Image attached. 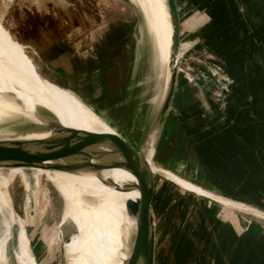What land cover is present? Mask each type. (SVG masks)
<instances>
[{
  "label": "rangeland",
  "instance_id": "rangeland-1",
  "mask_svg": "<svg viewBox=\"0 0 264 264\" xmlns=\"http://www.w3.org/2000/svg\"><path fill=\"white\" fill-rule=\"evenodd\" d=\"M256 2L247 0L249 5ZM159 3L160 8H165L162 0ZM0 22L36 65V69L27 68L28 75L73 93L102 122L110 123L129 145L139 148L154 120L149 115L141 117L142 111L145 106L153 107L152 111L158 107L153 92L156 87L161 90L158 68L151 70V83L147 66L141 101H135L139 90L114 98L113 107L133 100L114 119L107 120L90 104L92 97L80 88L81 82L89 81L92 66L103 62L100 55L104 49L106 63H118L123 76L130 63L140 69L146 59L154 56L150 30L133 2L0 0ZM221 28L217 25L209 33H219ZM180 42L184 45L178 50L173 93L150 166L155 187L152 212L156 264H201V245L211 250L214 242L217 245L228 237L230 224L240 220L253 225L251 232L260 227L264 234V196L258 197L262 192L257 189V184H264V86L253 85L247 79L245 74L251 71L242 69V53L238 55L230 49L226 52L231 42L225 46L222 40L220 48L208 49L200 43L192 44L184 34H180ZM261 72L260 77L264 69ZM66 73H73L76 81L66 82ZM140 77L137 71L132 81ZM126 80L124 76L117 87L123 88L131 79ZM255 81L260 82V78ZM91 83L95 86L97 82ZM114 111L106 114L110 117ZM18 151L23 153L16 146L4 152L3 163L10 175L4 177L5 186L21 219L11 227L5 222V210L0 211V264H75L80 245L75 224L69 219L63 221V199L45 181L41 168L35 171L27 161L20 165ZM203 191L216 196L208 197ZM31 221L38 223L34 232L42 243L40 257H34L31 249ZM238 228L241 234L243 230Z\"/></svg>",
  "mask_w": 264,
  "mask_h": 264
},
{
  "label": "bare ground",
  "instance_id": "bare-ground-1",
  "mask_svg": "<svg viewBox=\"0 0 264 264\" xmlns=\"http://www.w3.org/2000/svg\"><path fill=\"white\" fill-rule=\"evenodd\" d=\"M130 1L137 6L150 30V46L154 52V56L146 59L142 63L144 67L138 70L141 73V79L137 82L138 89L143 86L147 68L150 66L151 71L153 67H157L156 75L158 83L161 82V90L157 91L156 87L153 92L159 107L171 71L177 67L178 61V51L174 52L171 46L173 26L166 0H162L165 8L159 7L160 0ZM27 68L36 69V65L24 51V46L1 26L0 211L5 210V222L11 227L18 224L21 218L5 186L4 177L9 175L3 163L6 160L4 152L7 147L16 146L22 149L28 141L42 142L51 136L66 135L73 144L81 142L87 149L110 151L109 141L103 137L116 131L110 123L102 122L73 93L44 81L40 82L27 74ZM150 79L152 82L153 79ZM142 93L141 91L135 99L141 101ZM122 107L116 108L114 113ZM70 129L77 131L76 136ZM151 130L145 134L139 150L149 166L153 162L158 136L157 128L153 132ZM26 153L29 154V151ZM18 158L21 166L24 161L28 162L21 151H18ZM118 159L120 157L116 156V160ZM103 161L105 158L93 160L94 163ZM50 163L69 161L60 159ZM31 167L36 171L37 166ZM41 171L45 181L63 199V221L69 219L75 224L76 241L80 245L74 258L75 264H129L133 243L130 231H135L136 218L129 214L126 201H139L140 198L138 189L133 187L136 180L132 173L124 167H85L73 171L41 168ZM127 185L131 187H126ZM137 264L143 263L139 260Z\"/></svg>",
  "mask_w": 264,
  "mask_h": 264
},
{
  "label": "crops",
  "instance_id": "crops-1",
  "mask_svg": "<svg viewBox=\"0 0 264 264\" xmlns=\"http://www.w3.org/2000/svg\"><path fill=\"white\" fill-rule=\"evenodd\" d=\"M176 1L180 19V34H184L187 40L190 39L192 44L197 45L200 43L201 46H206L208 49L215 47L220 48L222 40H224L225 46L227 43L231 42L230 48L226 46V52H228L227 49H230V51H235L237 54L239 53L238 55L242 53L244 62H242L241 67L243 70L247 69L251 71L250 74L247 73L245 76H247V79L250 81L252 80L251 83L253 85L257 84V86H264V76L260 77L262 75L260 72L264 69V4H262L264 0H258V2L252 3V5H249L247 0H216L214 3H212L213 0ZM217 25L222 26V28L219 29L220 32L210 34L209 31L217 27ZM255 33H257V35L254 40L253 34ZM251 39L254 43L252 41L250 42ZM233 41H235V44L232 43ZM182 45H184V42H180V47H182ZM186 45L185 43V46ZM241 45H243V47ZM240 46V49H236ZM105 54L106 50L104 49L103 53H101V55L99 54L103 62H98L92 66L88 76L89 81H87V84L81 82L80 88H82V93H87V95L92 97L93 101L90 104L96 106L102 115L105 114L104 116L108 120L114 119L120 110L122 112L128 109V102L133 101L129 99L127 103L118 104L113 107L111 104L116 96L119 97L121 93H123L124 96L133 95L136 94L138 90L141 94L143 90L142 88L138 89L139 85H137L141 77L137 81H132L136 77L139 68H137L138 66L136 63L133 64L130 62L129 65L127 64L126 73L124 74L127 79L126 81L131 79L130 83H126L123 88L117 87L124 78L119 67L120 65L118 63H106ZM73 60L74 58H72V62H74ZM129 71L131 72L129 73ZM254 74L256 75L255 79L260 78V82L256 83L253 77ZM139 75L141 76L140 72ZM150 77L153 79L151 71ZM64 78H66V82L76 81L73 73H66ZM241 79L243 78L241 77ZM92 81L97 82L95 86L91 83ZM247 82L248 84L250 83L249 81ZM135 101H137V99H135ZM262 101L264 102V97H262ZM120 106L123 107L112 116L109 117V115H107L108 111L111 112ZM144 108L145 110L144 112L142 111L141 117L149 115L151 116V121L153 118L155 119L156 115L154 117V113L152 114V112H156L157 114L158 108H154V111H152L153 107H149L148 109V107L145 106ZM148 110L150 113L147 112ZM144 120L147 121V118ZM257 186L259 192H262L258 194V197L264 196V184H257ZM201 193L208 197L213 195L216 196V194L208 191H203ZM239 207L247 208L244 206ZM35 222L31 221L32 226L28 232V237L34 257L38 255L40 257L39 253L41 250L39 246L42 243L35 238L36 232H34V228L35 231L39 228L38 223ZM33 223L36 225L35 227H33ZM235 223L236 225L230 224L228 227L230 230L227 235L228 237L218 242L217 245L216 242H214V245H211V250L209 246L201 245L198 250L201 264H264V234L260 231V227L255 232H251V228H254L253 225H249L247 222L241 220ZM238 226L243 230L241 234L237 230L239 229ZM217 253L219 257L216 258ZM221 253H224V256H220ZM213 255H215V257H213Z\"/></svg>",
  "mask_w": 264,
  "mask_h": 264
},
{
  "label": "water",
  "instance_id": "water-1",
  "mask_svg": "<svg viewBox=\"0 0 264 264\" xmlns=\"http://www.w3.org/2000/svg\"><path fill=\"white\" fill-rule=\"evenodd\" d=\"M166 4L173 26L171 46L173 51L177 52L180 46V19L178 7L176 0H166ZM176 73L177 67L173 68L171 71L165 95L158 107L153 125L150 128L152 132L157 128L159 134L161 130L172 97ZM70 131L76 136L77 131L75 129H70ZM103 139L109 141L110 151L87 149L83 147L84 145L81 142L73 144L69 136L66 135L51 136L44 139L42 142L28 141L26 142L27 144L22 147V150L23 153H25L24 150L29 151V154L25 153L29 162L28 167L37 166L44 169H58L64 171H73L85 167L94 169L124 167L129 170L136 180L133 187L138 189L140 196L139 201H126L129 214L136 218L135 231L132 232L133 243L129 264H137L139 260H141L143 264H156V231L152 212L155 194L154 177L149 164L139 153L143 141L138 149H134L116 131L109 132ZM116 156H119L120 159L116 160ZM103 158H105V161L101 163L93 162L94 159ZM60 159H66L69 163H50ZM39 186L40 184L36 186V189ZM126 187L131 186L127 185ZM9 193L11 194L10 189Z\"/></svg>",
  "mask_w": 264,
  "mask_h": 264
}]
</instances>
